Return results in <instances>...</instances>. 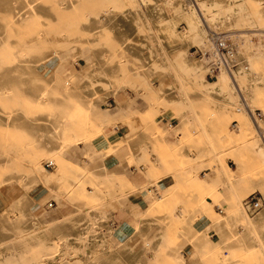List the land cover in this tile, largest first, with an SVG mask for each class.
<instances>
[{"label":"rangeland","instance_id":"rangeland-1","mask_svg":"<svg viewBox=\"0 0 264 264\" xmlns=\"http://www.w3.org/2000/svg\"><path fill=\"white\" fill-rule=\"evenodd\" d=\"M1 1L0 31L20 29L19 35L6 37L0 45V74L7 70L10 76L8 87L0 90V113L17 121L4 122L0 118V159L3 160H0V207L3 209L0 214H5L0 224V264L112 263L109 256L118 255L112 238L115 227L103 231L106 228L103 223L111 220V216L95 223L88 213L100 211L106 216L104 210L118 214L127 210L131 197L139 193L145 196L147 210L141 219L127 216L121 222L131 224L133 234L145 240L157 231L161 238L156 250L147 247L149 258L136 257L129 260V264H177L168 254L169 249L182 250L186 258L193 249L201 261L207 260L210 264L257 262V251L264 243L258 241V246L236 247L232 230H244L239 206L245 207L244 199L249 194L258 193L264 202V154L254 149L256 143L264 145V0H184L187 7L194 1L203 5L205 13L226 15L232 11L231 20L222 30L228 31L226 35L238 46L237 51L248 53L244 60L246 69L236 63L233 73L226 72L230 73L231 80L221 86L227 93V101H240L241 96L247 110L242 102L224 104L222 97L203 93L217 85L222 77L220 73L217 80L209 79L206 62L192 69L194 77L186 69L183 59L193 52L192 47H200L202 36H197L187 50L181 48L179 55L171 60L184 89L183 96L175 99L151 87V83L160 85L157 78L133 74L127 69L129 64L138 63L137 58L130 56L125 43L115 38L111 27H104L94 37L92 15L102 17L106 10L128 18L127 12L139 0H36L50 5V18L48 21L47 17L29 19L23 23L17 22V10L10 5L16 1L15 6H21L19 0H5L4 8ZM142 1L156 7L163 17L167 0ZM230 5L236 6L231 8ZM175 29L182 32L187 25L178 21ZM136 30V36L146 37L145 29L138 27ZM25 37L30 40H24ZM123 38L128 43H144L132 34ZM34 42H37L36 47ZM26 44L34 46L35 50L27 49ZM72 47L79 48L85 56L98 51L101 61L94 60L96 72L106 65H119L114 67L110 77L91 78L90 84L104 89L109 85L121 87V96L127 99L124 105L118 106L114 98L93 104L88 94L74 96L59 88L58 80L49 83L38 78L37 67L42 65V58L48 51ZM78 61L85 63L81 58ZM73 65L80 67L72 59L55 68L64 75ZM153 67L159 69V66ZM41 94L47 98L41 100ZM120 125L123 132H115ZM244 126L249 127L244 131ZM56 128L61 130L60 147L48 153L41 151L39 143L46 136L54 135ZM129 132H133L132 145L136 151L119 155L116 147ZM32 152L45 169L53 175L58 174L55 186L64 192V199L59 195L46 197L38 212L51 216L59 201L65 200L81 211L78 217L49 221L39 227L32 221L25 209L24 194L31 192L39 196L45 190L29 178L26 159ZM97 160H104L111 166L110 173L97 171L93 167ZM50 161L53 167H47ZM216 170L218 175L203 185L202 182L214 176ZM11 177L16 178L17 195L12 203H6L4 188ZM49 202H53L52 207L47 206ZM228 213L233 216L229 232L211 226L214 220ZM146 221H149L148 226H145ZM152 224L157 226L156 230L150 227ZM201 227H205V235L211 241L221 239L227 247L194 248L187 240L188 235L191 229L194 232ZM38 228L45 230L44 236L37 235ZM256 231L259 240H264V222L256 226ZM131 245L135 243L122 248L126 255L131 252ZM245 248H249V253H244ZM28 251L37 256L48 252L51 257L19 259ZM219 251H227V254L219 259ZM259 262L264 264V258Z\"/></svg>","mask_w":264,"mask_h":264},{"label":"bare ground","instance_id":"bare-ground-1","mask_svg":"<svg viewBox=\"0 0 264 264\" xmlns=\"http://www.w3.org/2000/svg\"><path fill=\"white\" fill-rule=\"evenodd\" d=\"M214 1L221 2L222 0H214ZM167 2L168 3L164 9V15L162 18L160 17V12L158 11L156 7H154L150 3L146 4L142 0H139V3L136 6L131 7L129 12H127L128 18L122 17L121 15H117V13L115 12L113 13L112 11L108 12L104 10L103 16L106 15V17L102 16L103 17L102 18L98 15L97 16L92 15L91 23L92 25H94V27L92 28L96 31L94 32V37H97L102 32L104 27L106 26L111 27L113 29L115 38L117 40L120 39L123 43H125V47L128 49V51H130V56L137 58L138 63L135 65L129 64L127 66V69L131 71L133 74L141 73V74H147L148 76H152L153 78L154 77L157 78L158 80H160V85L158 86V85H155L154 83H151V87L157 90L158 92L164 94L165 96L171 99H175V98H180L183 96L184 89L182 85H180L179 83V76L175 70L174 64L171 61L172 58H175L177 55H179L178 53L181 48H183L184 50H187L190 44H192V42L195 41L197 36L203 37V40L199 43L200 50L203 53L208 51L211 47L209 43V39H208V30L212 29V30L226 34L228 31L222 30V29L224 28V24L227 21L231 20L230 18L232 17V11L226 15H220L216 13L210 14V13H205V7L197 3L196 1H194V4L190 5V7H187L184 0H167ZM15 3L16 1H12L10 5H12L13 8L18 11V13L17 11L15 12L17 14L16 18H17L18 23L20 22L23 23L25 20H29V19H32V20L36 18L39 19L40 17H47L46 18L47 20L46 19L45 20L48 21V19L51 16L50 15L51 7L49 8L50 5H47V4L42 5V3L40 4L36 0H23L22 2L21 0H19V3H20L19 5H21L19 7L15 6ZM1 4H3V8H4L6 6L5 0H2ZM235 6L230 5L229 7L235 8ZM201 11L204 12V15ZM46 21L44 22L43 20L44 23H47ZM49 21H51V19ZM178 21L185 23L187 25V29L182 32L177 31V29H175V24ZM53 22H55V20ZM128 27L130 29H128ZM138 27H141L146 30L147 32L146 37H139L135 35L137 32L136 29ZM19 29L20 28L13 27L12 29H8L9 31H6V33L3 31H0V45H2L5 42L6 37L8 38L9 36L16 37V35H19L18 34ZM130 34L140 39L141 41H144V43H141L140 45H138V44H135L134 41L133 43L125 42L123 36L125 35L130 36ZM55 35L56 34L54 33V37ZM48 36H49L48 38H50L49 40H51L50 35ZM227 36L230 37V35H227ZM26 38L28 39V37H25L24 40H26ZM53 39L54 38H52V40ZM29 40L30 39H28V41ZM36 43L35 42L33 43L35 47H36ZM24 45L25 44H23V46ZM34 46L32 45L30 46L29 44H26V48L30 49L31 51L35 50ZM50 46H52V44ZM247 54L243 50L241 51L238 49V51H236V58H235L236 61L235 62L242 69H246L244 60L247 58ZM80 58L83 59L85 63H80L78 61V59ZM72 59H74V62H78L80 64V67L77 68L73 65L70 67L68 71L65 72L64 75H60L59 70L56 69L55 67L58 66V64L64 65L70 62ZM95 59H98V60L101 59L99 58L98 51H94L89 56H85L81 53L80 49L77 47H72L70 50H62L59 48H54L48 51V53L44 56V58H42L43 60L41 61L42 65H40L39 68L37 67L36 74L38 75L39 79L45 80L49 83L55 80H58L57 82L59 83V88H62L70 92L74 96L84 97L82 96L84 94L85 96L90 95V101L93 104H96L99 101H103L106 98H114L118 106L124 105L127 99L125 95L121 96V91H122L121 87L109 85L108 88L104 89L100 86H91L90 84L91 78H94L97 76H98L97 78H102L105 76L110 77L111 75H113L114 73L113 71H115L114 67H119V65L118 66L106 65V67L100 68L96 72L95 67H94ZM26 60L27 59H25V61ZM183 60H184L186 69L191 73L193 77L195 76V73L192 72V69L195 67L204 65L206 62L204 55H201L200 57H196V55L193 52H190L187 58ZM54 61L56 62L52 63ZM153 65L159 66V69H156V70L152 69L154 68ZM21 66L22 65H20V67ZM28 66H30L29 68L34 67L31 65H28ZM51 68L54 69L53 72L51 71ZM226 72L228 71L222 70L220 74L222 75V77L219 81L216 82L217 85H213L212 87H209L208 89H206V92H203V93L212 95L215 98L222 97L223 99L221 101L224 104L235 105V104H240V102H242L243 107L245 109L246 104L243 100V97L241 96H240V101H234V102L227 101V97H228L227 93L223 92L224 89L221 86V84H225L227 80H231V77H229L230 73L227 74ZM8 73L9 71L6 70V71H2L0 74V90L2 91L4 88L8 87V85L6 84L7 81H9V77H10ZM107 79L110 80L109 78ZM232 86H235V85L232 84ZM244 95L246 96V98H248V94L245 91H244ZM39 98L41 100H44L47 97L41 94L39 95ZM238 110L241 111V108L238 107ZM247 112L249 113V111ZM9 117H10L9 115L7 117L3 115V113H0V118L4 122L5 121L17 122L16 120H12L11 117L10 118ZM248 124H250L249 121H248ZM248 127L244 126L243 127L244 131L247 130ZM133 132H131V134L129 133L126 136V138L122 139L123 141L118 143L116 147V152L119 153L123 148H127V147L129 148V151H131V148L129 147L131 143L128 140L129 139L131 140V138L134 137ZM135 133H137V129ZM60 135H61L60 128L54 129V135L50 134L46 136L44 138V141H41L39 143L40 145L39 149L41 151H45L46 153H48L52 150L59 148L61 142L58 140V138L60 137ZM254 149L257 153L264 154V145L262 143L261 144L256 143V145L254 146ZM38 159H39L38 156L34 154L33 152L31 153V156H28L26 159L28 168L30 169L29 178H31L35 183H38L39 186L45 189L39 196H36L35 194H32L31 192L30 194H28V192L24 194V199L27 202V204L25 205V209L26 211H28V215L31 216L32 221L35 222L36 226L38 225L40 226L49 221L59 220L60 217L63 219L67 217H72V216L78 217V215L81 214V211L77 209L76 205H74L75 211L71 212V214H68L67 216L63 214L59 208H56L51 216H48V215L45 216L41 214V212L35 211L39 206L43 205V202L45 201L46 197L59 195L61 196V198L64 199V192L59 191L57 187L55 186V182L58 178V174L56 173L53 175V173L49 172L47 169H45L42 166V164L38 162ZM95 164L96 165H93V167L97 171H100L102 173H109V170L107 169V166L103 160L102 161L97 160ZM205 175H206V172H205ZM216 175H218L217 170L215 171L214 176H211L205 182H202L203 185H205V183L211 182L215 178ZM11 176H13V174H11ZM228 181H231V180H228ZM4 189H5V198L8 203L13 200L17 192L16 178L13 177L10 181H8L5 184ZM239 207H240L239 208L240 210L239 218L243 222L244 230L243 232L237 231L236 229L232 230L235 236V242L233 245L236 247L258 246L259 245L258 244L259 234L256 231V226L264 222V202L262 203L261 209L255 215L247 212V209L246 210L244 209L245 207L243 206H239ZM88 214H89V219L91 220V222H95V223L99 221L102 222L103 221L102 219H105V217L109 218V215H106V216L101 215L102 213H100V211H93ZM82 216H84L83 213H82ZM0 218H1L0 219V224H1L2 222H4L5 214L4 213L0 214ZM7 218L8 217H6V219ZM112 218L113 217L111 216V220L109 219L108 221H105L103 223L104 227H106L103 231H106L109 228L111 229ZM148 222L149 221H146L145 226L149 225ZM232 223H233V216L232 214L228 213L222 216L220 219L214 220L211 223L212 224L211 226L217 229L226 230L229 232L230 231L229 226L231 227ZM150 227L151 228L154 227L153 230L157 229V226L155 224L150 225ZM146 228L147 227H145V230H144L145 232L147 231ZM198 230H194L193 232L191 229L187 240L190 241L195 247L203 249L206 247V244L209 243L210 241L208 237L205 235L206 229H201L199 231ZM37 235L44 236L45 230H39L38 228ZM156 235L161 236L159 231H157ZM158 241H153L152 243L148 244V246L152 248L153 250L154 249L156 250L159 247ZM168 254L175 260L177 264H195V261L194 262L192 261L191 263H189L186 257L183 255L181 250L169 249ZM131 260L132 259H130V261ZM129 263H131L129 262V260H126V261L113 260V262L110 264H129Z\"/></svg>","mask_w":264,"mask_h":264},{"label":"crops","instance_id":"crops-1","mask_svg":"<svg viewBox=\"0 0 264 264\" xmlns=\"http://www.w3.org/2000/svg\"><path fill=\"white\" fill-rule=\"evenodd\" d=\"M115 132H119V133L123 132L122 126L120 125V127L119 126L116 127L115 128ZM129 133L131 134V132H129ZM126 136L123 137V138H126ZM122 139L119 142L123 141ZM128 141L131 143L129 145V147L131 148V151H129V148L127 147V148H123L119 153L117 152V154L121 155V154H123L125 152L126 155H129V153L130 154L131 153H135V151H136L135 145H132L133 137L131 138V140L129 139ZM132 147H133V149H132ZM99 161H102V160H99ZM104 163L106 164L107 169L109 170V173H110L111 166H109L105 161H104ZM16 195H17V192H16L15 197L13 198V200L16 198ZM13 200L11 201V203L13 202ZM56 208H59L60 211L63 214H65L66 216L68 214H71V212L75 211L73 204L68 203L65 200L59 201V205ZM39 209H41V206H39L35 211L38 212ZM1 210L3 211V209L0 207V211ZM146 210H147V203H146V200H145V196L142 193L134 194L131 197L130 202L127 205V210H123L122 212H120L118 214L115 213V215H112V214H110L109 211H104L103 210V212H104L103 214L104 215H109V216L113 217L112 218V226H111V228L115 227V232L112 235V238H113V241L116 244V247H118V249L116 251L118 255L114 254L112 256H109V254H108V256L111 257L113 260L126 261V260H130V259H133V258H136V257L149 258L150 254L149 255L147 254V247H149L148 244H150L153 241H158V240H159L158 242H160L161 236L151 235V236H149V238H150L149 240H145V239H143V237L136 236L135 234H133V230L131 228V224H129V223L125 222V221L121 222L127 216H130L131 219H137V218L141 219L143 214H144L143 212H145ZM57 221L61 222L62 221L61 217ZM204 228L201 227V229H204ZM201 229H199V230H201ZM196 230H198V229H196ZM146 241H148V242L145 245H143L142 243H144ZM209 241L210 242L206 244V247H205L206 249L207 248H211L214 245H215V247H218V246L219 247L220 246L221 247L222 246L223 247H227L226 242L221 240V239H218V240H215V241H211L209 239ZM260 242L264 243V240H259V243ZM131 243H135V245L134 246H132V245L129 246L131 252L129 251L130 253H128V255H126V253H124L125 250L122 249V248L126 247L127 244H131ZM191 245L194 248H197L192 243H191ZM132 248H133V250H132ZM245 249L247 251H245L244 253L245 254L249 253V251H248L249 248H245ZM105 251L107 252V249H105ZM222 254L226 255L227 251H224L223 253L221 251L217 252V255H218L217 258L221 259L222 258ZM40 257L46 258V257H51V256L48 254V252H43V256H40V255L37 256L35 252L28 251L27 255L19 256V259L22 258V259H27V260L30 261L31 259L40 258ZM261 258H264V246H259V250L257 251V256L255 257V259H257V262H253L252 264H260L259 260ZM186 259L188 260L189 263H191L192 261L193 262L195 261V264H210V263H208L207 260H202L201 261L200 258L198 257L197 251H195L193 249H190V256H188Z\"/></svg>","mask_w":264,"mask_h":264},{"label":"built area","instance_id":"built-area-1","mask_svg":"<svg viewBox=\"0 0 264 264\" xmlns=\"http://www.w3.org/2000/svg\"><path fill=\"white\" fill-rule=\"evenodd\" d=\"M208 39L210 49L203 53L199 47H192L195 55H204L207 66V77L211 80L218 78L222 70L233 73L236 68V44L224 33L209 29ZM47 167H53L52 161L46 163ZM262 197L258 193H251L244 199V205L251 214L257 213L262 207ZM50 202L48 207H52ZM220 209V208H218Z\"/></svg>","mask_w":264,"mask_h":264}]
</instances>
